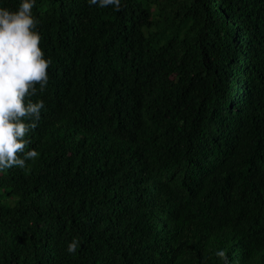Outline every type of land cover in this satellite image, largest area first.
Here are the masks:
<instances>
[{
	"label": "trees",
	"instance_id": "trees-1",
	"mask_svg": "<svg viewBox=\"0 0 264 264\" xmlns=\"http://www.w3.org/2000/svg\"><path fill=\"white\" fill-rule=\"evenodd\" d=\"M121 4L36 0L52 63L0 264H264V0Z\"/></svg>",
	"mask_w": 264,
	"mask_h": 264
},
{
	"label": "clouds",
	"instance_id": "clouds-1",
	"mask_svg": "<svg viewBox=\"0 0 264 264\" xmlns=\"http://www.w3.org/2000/svg\"><path fill=\"white\" fill-rule=\"evenodd\" d=\"M36 0H22L18 11L0 9V172L19 167L38 157L31 143L25 139L34 131L45 108L43 101L32 102L31 97L48 84V68L52 61L44 58L39 47L41 36L36 30L39 21L32 15ZM90 5L122 9L121 0H89ZM22 157V158H21ZM79 241L68 245L69 254L76 252ZM216 256L228 264L226 252L219 250Z\"/></svg>",
	"mask_w": 264,
	"mask_h": 264
}]
</instances>
